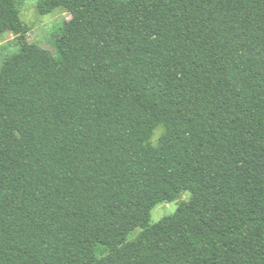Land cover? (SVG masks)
<instances>
[{
  "label": "trees",
  "instance_id": "obj_1",
  "mask_svg": "<svg viewBox=\"0 0 264 264\" xmlns=\"http://www.w3.org/2000/svg\"><path fill=\"white\" fill-rule=\"evenodd\" d=\"M37 8L54 50L0 0V264H264V0Z\"/></svg>",
  "mask_w": 264,
  "mask_h": 264
},
{
  "label": "rangeland",
  "instance_id": "obj_2",
  "mask_svg": "<svg viewBox=\"0 0 264 264\" xmlns=\"http://www.w3.org/2000/svg\"><path fill=\"white\" fill-rule=\"evenodd\" d=\"M40 0H22L21 16L24 23L29 26L27 37L30 41L37 42L42 46L54 50V34L56 28L63 22L71 19L70 12L60 8L54 12L42 15L38 11V2ZM16 35L12 32H6L0 37V66L3 64L5 57L18 49ZM162 129L158 128L153 137L156 142ZM191 198L190 192H184L182 196L172 202L159 203L152 210L151 223H157L165 216L173 214L181 201L189 200ZM141 228L136 229L128 237L133 239L139 233ZM107 252L105 246H100L98 249V256L102 257ZM45 264H82L79 258L70 254H59L54 256Z\"/></svg>",
  "mask_w": 264,
  "mask_h": 264
}]
</instances>
